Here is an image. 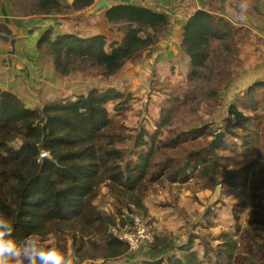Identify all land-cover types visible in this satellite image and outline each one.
<instances>
[{
    "label": "trees",
    "instance_id": "obj_1",
    "mask_svg": "<svg viewBox=\"0 0 264 264\" xmlns=\"http://www.w3.org/2000/svg\"><path fill=\"white\" fill-rule=\"evenodd\" d=\"M96 1L75 0L72 7L81 10ZM106 17L126 23L120 40L109 41L104 33L53 37L47 29L37 48L53 57L63 75L97 68L110 80L169 26L166 13L134 2H116ZM242 29L220 12L195 10L183 25L181 45L192 67L189 79L205 65L213 40L229 46ZM245 94L246 101L229 109L235 128L216 142L213 152L211 145L186 146L204 136L213 143L220 132L210 125L174 133H166L161 122L152 129L129 125L124 117L131 96L116 87L61 96L42 108L0 88V215L11 220L17 239L56 238L64 245L70 241L83 260L117 259L129 251L115 230L118 220L136 208L148 213L149 186L198 179L233 188L248 180L250 168L264 158V101L260 104L255 88ZM238 155L252 159L236 168ZM104 189L117 208L111 214L98 204ZM256 196V227H243L238 209L232 227L212 238L216 244L203 239L198 246L195 238L205 237L200 234L178 246L158 236L152 255L137 264H264V176Z\"/></svg>",
    "mask_w": 264,
    "mask_h": 264
},
{
    "label": "rangeland",
    "instance_id": "obj_2",
    "mask_svg": "<svg viewBox=\"0 0 264 264\" xmlns=\"http://www.w3.org/2000/svg\"><path fill=\"white\" fill-rule=\"evenodd\" d=\"M32 1L36 11L53 14L51 17H45L49 18L51 23L59 18L68 23V26H61L64 28L51 29L53 37L54 33L57 35L67 30L86 33L83 35L98 32L105 34L110 31L111 38L116 37V40H120L126 30V23L123 21L106 19L105 23L103 22V11L107 7L89 15L87 9L92 6L75 10L72 7L74 2L70 3L68 0ZM241 2L244 4L241 5V9L246 15L251 10L246 6H256L257 0H241ZM210 3L214 11L221 12L223 7L219 1L212 0ZM18 8L15 7L16 12H19ZM243 20L247 21L245 18ZM240 23L242 24V21ZM169 32L168 27L160 34L155 44L137 52L133 61L127 62L124 68L110 80L102 77L97 68L63 75L56 71L53 57L40 52L37 48L40 61L36 60L33 63L36 58L32 56L26 63L31 67L29 88L22 90L27 101L17 95L27 105L33 103L37 104L33 107L42 108L61 96L87 92L92 88L116 87L131 96L124 117L131 126L139 124V127L144 125L152 129L161 122L166 133H174L176 130L197 129L210 125L217 130L216 134L221 133L219 141L224 137L228 138V132L231 128H235L234 120L229 113L230 106L235 102L246 101L245 93L250 88H255V94L261 98L260 104L264 101V85L259 84L264 81V39L256 38L259 36L256 29L243 27L229 46L220 40H213L208 46L209 55L205 65L198 69L195 78L191 80L188 77L192 72L189 56L182 49V41L177 38L171 39L167 46L164 38ZM111 38L108 37V40L110 41ZM2 67L3 60L0 58V69ZM24 78L27 79L26 76ZM3 88L14 91L10 83ZM262 106L264 111V105ZM211 143L212 141L204 136L193 143H187L186 146L197 149L205 148ZM238 156L240 157L237 158L236 168L252 159V157ZM250 169L248 180L243 184L233 188H223L221 185L219 195L214 202H211V199L218 186L212 187L198 179L188 183L164 180L159 184L151 185L144 200L148 213L137 208L134 212L126 211V214L118 220L120 228L115 230L121 233L124 226L130 223L136 214H141L149 221L155 239L158 236L164 237L171 241L172 245L178 246L190 236L200 234L205 237L198 235L200 238H195L198 246L204 241L216 244L212 238L232 227L234 212L239 210L242 215V226L254 228L256 222L252 209L259 201L256 187L257 182L264 176V158L256 160V164ZM98 204L108 214L117 211L115 202L106 189L103 190ZM37 238L45 247L59 246L75 255L70 241L64 245L56 238L51 240L43 236ZM155 239L143 243L140 250H129L117 259L91 257L83 260L75 256L78 258V264H137L152 255Z\"/></svg>",
    "mask_w": 264,
    "mask_h": 264
},
{
    "label": "crops",
    "instance_id": "obj_3",
    "mask_svg": "<svg viewBox=\"0 0 264 264\" xmlns=\"http://www.w3.org/2000/svg\"><path fill=\"white\" fill-rule=\"evenodd\" d=\"M211 1L212 0H132L134 3L167 14L170 31L164 38L167 46L173 38L182 41L183 25H185L186 21L195 10L204 8L214 11L210 3ZM215 1H219L223 8L221 12L218 10L214 12H220L223 16L231 15L234 17H243L247 21L249 20L259 31L264 32V0H257V2H255L256 6H246L251 9L246 15L243 14V10L241 9V5H244L241 0ZM40 6L44 8L42 5ZM15 7H19V12H16ZM33 7L32 0H0V53L4 54H0V58L3 60V67L0 69V88L10 83L14 87L13 92L18 94L24 101H27V99L23 96L22 90L29 88L28 81H30L31 71V67L27 66L26 63L30 61L29 57L32 56L36 58L33 63H35L36 60L40 61L41 57L37 51V42L39 38L47 29L56 30L68 26V23L60 18L55 19V22L51 23L50 19L45 17H51L53 14L41 13L36 11ZM107 10L108 8L103 11L104 23L107 19ZM56 15L62 16L60 14ZM64 33L91 36L83 35L84 32L82 31L73 32L69 30L59 34ZM105 34L111 38L110 31H107ZM54 35V37H56L58 34L56 35L54 33ZM113 39L117 38H111L110 41ZM25 76L27 79L24 78ZM29 105L33 107L37 104L29 103Z\"/></svg>",
    "mask_w": 264,
    "mask_h": 264
},
{
    "label": "clouds",
    "instance_id": "obj_4",
    "mask_svg": "<svg viewBox=\"0 0 264 264\" xmlns=\"http://www.w3.org/2000/svg\"><path fill=\"white\" fill-rule=\"evenodd\" d=\"M13 233L11 220L0 215V264H78V258L62 247H45L35 236L17 239Z\"/></svg>",
    "mask_w": 264,
    "mask_h": 264
},
{
    "label": "built area",
    "instance_id": "obj_5",
    "mask_svg": "<svg viewBox=\"0 0 264 264\" xmlns=\"http://www.w3.org/2000/svg\"><path fill=\"white\" fill-rule=\"evenodd\" d=\"M225 16L238 27L255 29L252 24L243 19L240 20L237 18L229 17L227 15ZM240 21H242V24L240 23ZM257 34L259 35L256 36L257 39H259V37H262L264 39V35H262V32L257 30ZM118 236L128 243V250L132 251L140 250L143 243H149L155 239V236L151 231L149 221L141 214H136L133 217L132 221L124 226L123 231L119 233Z\"/></svg>",
    "mask_w": 264,
    "mask_h": 264
},
{
    "label": "water",
    "instance_id": "obj_6",
    "mask_svg": "<svg viewBox=\"0 0 264 264\" xmlns=\"http://www.w3.org/2000/svg\"><path fill=\"white\" fill-rule=\"evenodd\" d=\"M68 1H69L70 3H73L75 0H68ZM113 1H115V2H113ZM116 2H126V3L131 4V3H132V0H97V1L92 5V7H91L90 9H88V13H89V14H94L97 10L102 9L103 7H107V8L109 9V8L112 7ZM131 62H132V61H131ZM220 138H221V133L218 134V138H217V139L211 144V149H212L213 152H215V150H214L215 144H216V142H217ZM220 186H221V185H219V186L217 187V190H216L214 196L212 197L211 202H214V201L217 199V197H218V195H219V191H220Z\"/></svg>",
    "mask_w": 264,
    "mask_h": 264
}]
</instances>
